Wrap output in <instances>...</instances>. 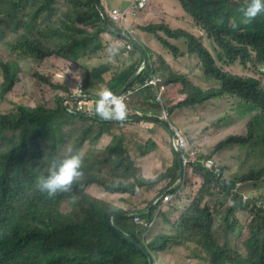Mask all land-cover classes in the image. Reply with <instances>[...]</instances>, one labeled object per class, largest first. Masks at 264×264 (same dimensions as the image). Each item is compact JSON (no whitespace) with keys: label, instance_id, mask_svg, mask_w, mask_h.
<instances>
[{"label":"trees","instance_id":"16d2710c","mask_svg":"<svg viewBox=\"0 0 264 264\" xmlns=\"http://www.w3.org/2000/svg\"><path fill=\"white\" fill-rule=\"evenodd\" d=\"M174 1L197 29L204 31L216 57L199 37L184 28L148 23L140 25V30L154 36L174 57L186 53L196 56L218 86L200 89L187 76L172 72L162 56L157 58L158 65L149 60L122 95L125 118L136 117L139 112L153 119L144 121L155 127L149 132H144L136 121L113 120L117 119L114 115L102 118L96 107L93 113L89 111L93 118H88L84 113L66 109L60 97L56 109L19 104L13 111L0 113V264H149V257L154 258L171 246L187 244L199 247L204 255L198 258L207 264H264V198L246 199L237 192L238 184L264 178V167L241 178L226 179L225 167L214 160L230 148L249 146L256 136L264 152V89L260 81L231 74L218 65H264V13L233 30L230 22L238 20L239 10L247 0ZM108 13L100 0H0V47L6 45L20 51L19 60L42 62L57 57L78 65L80 60L93 59L103 48L102 34H115L113 30L118 29L115 24L119 22L109 18ZM140 13L148 12L144 9ZM182 39L187 51L170 42ZM132 47L124 79L119 72L101 88L91 90L90 86L102 82V76L109 71L107 66H99L87 73L83 92L97 96L105 88L114 94L121 91L142 65V47ZM0 73V97L6 99L19 80L20 62H0ZM154 77L157 83L148 84ZM39 78L44 85L54 84L42 74ZM176 84L183 86L181 98L175 88L170 89ZM66 85L54 89L64 93L68 91ZM158 95H164L166 101H178L161 105L156 100ZM229 96L250 107L247 137L219 135L217 140L222 138L203 152L194 141L190 145L186 141L188 151L195 153V162L183 166L179 154L180 167L171 137L162 124L154 121L161 120L160 114L165 110L184 127L188 122L183 123L182 116L191 111L186 108L220 102L217 99ZM87 102L97 104V100H83V104ZM125 145L127 152L136 154H123ZM67 149L78 150L82 155L83 175L71 192L49 198L36 189V180L46 175L51 160L62 158L59 153ZM208 153L211 154L206 156ZM207 161H212L213 166H207ZM92 169L96 171L89 174ZM181 169L182 176L177 179ZM191 182L197 185L188 191ZM163 187V192L172 196L166 206L181 204L185 199L176 222L170 218L177 209L158 213L163 196L157 197L153 190ZM99 189L112 193L114 198L125 195L128 208L107 209L101 204ZM215 195L224 199L220 202L223 212L205 202L206 197L213 199ZM156 197L157 205L148 212ZM142 203L147 213L138 215L139 219L147 224L160 219L169 226L168 233L146 240L148 227L134 224L133 218L126 215ZM238 212H247L250 218L243 223ZM245 226L248 237L243 251L233 255L230 237L237 231L242 235Z\"/></svg>","mask_w":264,"mask_h":264},{"label":"rangeland","instance_id":"374dc122","mask_svg":"<svg viewBox=\"0 0 264 264\" xmlns=\"http://www.w3.org/2000/svg\"><path fill=\"white\" fill-rule=\"evenodd\" d=\"M153 1L154 2L150 3L149 5L147 4L144 8L148 12L146 15V20L138 17V13V21H130L131 19H128L127 25L122 23L116 24L117 26L122 27V29L120 30L121 33L124 34V36H122L124 39L120 38L119 45L123 43L124 47L119 51L117 50L114 55L109 53L110 48L108 47V43L101 38L100 39L103 48L97 52L96 56L93 59L80 60L78 62V65H74L66 60L57 57L48 58L42 62L35 61L33 59L19 60L18 55L20 51H16L6 45L0 47V62L19 61L21 65V73L18 75L19 80L13 87L12 93L10 94L9 98L4 99L0 97V113L13 111L14 107L19 104H25L26 106H29L31 108L43 107L45 109H56L58 107V97L62 98L63 100L66 96L64 95L65 92L63 93V91H58L54 88L64 87V84H70L72 87H74V83L78 84L80 82H84L87 73L91 72L99 66H107L109 71L107 72V75L102 76V82L96 83L94 86H90L91 90L94 87L101 88L102 83L111 81L119 72H122L124 74L126 67H128L127 58L133 51V47L128 44V42H130L129 39L135 42L136 45H139L140 39H138V37L140 36L142 40H149V43H145L146 47L153 48L155 43H159L161 45V43L154 36L138 30L140 25L144 26L148 23H165L173 28H184L188 30L189 33L199 37L201 39V43H203L204 46L212 52L214 57H216L217 52H215L212 42L208 39L204 31H200V29H197L191 17L185 13V11L179 4H177L174 0ZM118 4H121L120 0H104L101 5L105 8L106 11H112L114 8L118 7ZM151 9H153V12H151ZM134 29H137L138 37L134 34ZM6 40L9 41L10 39L7 38ZM170 42H174V44L177 45L181 50L187 51V45L184 39L178 41L170 40ZM115 48L117 49V47ZM165 50L166 53L161 52L162 48L160 47V50H155L152 56L159 57L157 54H166L170 58L172 57L170 61L176 67V71L185 75L188 73L191 74L190 77L188 76L189 80L193 85L199 87L200 89L205 90L218 86V82L215 80L214 76L206 74L204 68L200 66L196 56L186 53L183 54V56H177L175 59L168 49L165 48ZM155 60L156 58L154 59L153 57V63H155ZM156 63L158 65V61ZM218 65L231 74L241 77H253L259 80L261 83V87L264 89V65H259L256 68H254L252 64H248L246 66L240 65L238 63L235 65L231 64L229 66H226L224 64ZM142 68H144L143 65H141L139 69ZM39 74L44 75L54 84L51 86L42 84V80H40ZM132 78L133 77H131L129 80H131ZM1 82L2 76L0 73V84ZM174 88L176 89V91H178V95L181 98L180 94L183 86L174 85L170 87V89ZM165 101L166 100L164 95H158L157 102H159L161 105L165 104L167 106H170L173 103H176L178 100L175 99L173 102ZM217 101L220 102L212 101L198 107L195 106V108H186V110L191 111L190 114H184L182 116L183 123L188 122L184 127H182L181 123L175 124L177 117L173 114L169 115L168 111L163 110L162 115L160 114V117H163L165 113L168 116L169 121L172 122L174 126L183 134L189 145L192 141H194L196 144L201 143L203 144V148L205 150H209L216 144L217 141H219L223 136L226 135L233 134L242 138L247 137L248 126L250 123V107L245 104H240L239 99L231 96L217 99ZM225 104L226 108H224ZM133 106L135 108L138 107L137 104ZM87 109L91 111L90 107H88ZM130 113L134 114L133 111H130ZM136 115L142 116V114L139 112H137ZM143 122L144 121H141L139 122V124ZM178 122L179 119H177V123ZM218 123H223V126H217ZM144 130L148 131L147 129ZM219 135H222V137L217 140ZM56 138L58 139V133L56 134ZM213 150L214 148L212 149V151ZM211 153H208V155L206 156H209ZM59 154L61 156L68 154V149L64 151V153ZM249 154L252 155L247 158ZM214 160L218 161L223 167H225L226 171L224 173V178H241L247 175V173L251 170L258 171L264 167V152L256 136L254 140L250 141L249 146H237L230 148L228 150V154H219ZM95 171L96 170L92 169L88 173L92 174ZM100 177H102V174H100ZM101 182L102 179L100 183ZM201 183H203V180H201ZM194 185L197 184L191 182L188 191H190V187H193ZM164 190L165 187H163L159 191L158 189H154L153 193L158 197L164 193ZM237 192L243 195V197H245L246 199L250 197L264 198V178L257 182L238 184ZM194 194L195 196L198 194L197 188H195ZM100 200L103 202H101V204L107 209H118L115 204L107 203L101 198ZM223 200L220 195H215L213 199H211L210 197H206L205 202L216 207L218 211L223 212L225 209L221 208L220 206V202H223ZM131 204L133 205V203ZM185 204V199H183L181 204H178L177 202H173L172 204L167 206L163 204L157 206V210L158 213L161 211L162 213H167L171 209H177V211L173 212L170 218L172 222H176L182 211L184 210ZM63 205V209H66L67 201H64ZM147 211H144L143 209H135L126 212V215L130 216V218H133V216L145 214L147 213ZM238 215L240 218L239 220L243 223H245V220H248L247 218H250L247 212H238ZM147 229L148 230L145 234L147 241H150L159 235H163L162 232H169V226L165 223H162L160 219H157L156 222H153L152 226ZM237 229L239 230L240 228ZM241 230L242 235L239 236L237 231L230 237V243L232 245L231 251L233 255L242 253L244 241L248 237V229L246 228V226ZM201 255H204V253L201 252L200 248L194 244H187L184 246L176 247L171 246L167 251L155 254L153 263L207 264L203 261V259L198 258Z\"/></svg>","mask_w":264,"mask_h":264},{"label":"clouds","instance_id":"9594fccd","mask_svg":"<svg viewBox=\"0 0 264 264\" xmlns=\"http://www.w3.org/2000/svg\"><path fill=\"white\" fill-rule=\"evenodd\" d=\"M261 13H264V0H247L246 5L239 10L238 20H232L230 26L235 30L241 24H250ZM129 44L131 43L129 42ZM116 51L117 49L115 47L109 49V53L112 55ZM37 108L41 107L34 109ZM96 111L98 115L105 119L111 118L114 115L117 119L123 120L126 116L123 102L111 90L106 88L101 89L97 94ZM82 164L83 158L80 152L69 149L67 155L51 160L47 174L37 178L36 189L49 198L55 197L60 193L71 192L74 184L83 175Z\"/></svg>","mask_w":264,"mask_h":264},{"label":"crops","instance_id":"0c3cea01","mask_svg":"<svg viewBox=\"0 0 264 264\" xmlns=\"http://www.w3.org/2000/svg\"><path fill=\"white\" fill-rule=\"evenodd\" d=\"M101 1V4H102V2L104 1V0H100ZM121 1V4L119 5L118 4V7H116V8H114V9H121V8H126V7H128V6H130L131 5V2H133L134 0H120ZM150 1V3H152V2H154L153 0H149ZM149 3V4H150ZM148 4V5H149ZM139 13V12H138ZM137 13V14H138ZM138 15H140V18L142 17H146V15H147V13H139ZM128 19H131L130 21H138V18H137V16L136 17H131V18H126L125 20H124V24L125 25H127V22H128ZM116 25V24H115ZM117 26V25H116ZM118 27V29H114L113 31H114V33L115 34H108V33H105V34H102L101 35V38L103 39V40H105L107 43H108V47L109 48H113V47H117V50L119 51V50H121L123 47H124V44L122 43L121 45H119V43H120V38H122V39H124L122 36H124V34H122L121 33V30L120 29H122V27L121 26H117ZM138 30H140V28H138ZM134 31V34L138 37V33H137V29H134L133 30ZM141 31V30H140ZM143 33H144V31H143ZM138 39H140V43H139V46H141L142 47V49L146 52H144L143 50H142V65L144 66V68H145V64H147L148 63V61L150 60V61H152V59L153 58H150V57H154V59L156 58V60H155V62H157V58L158 57H156V56H152L153 55V53H154V51L155 50H160V47L162 48V51L161 52H165L166 53V50H165V48L162 46V45H160L159 43H155L154 44V47L153 48H151V47H146L145 46V43L146 42H148L149 40H142L141 39V37L139 36L138 37ZM149 43V42H148ZM169 50V49H168ZM170 51V50H169ZM171 52V51H170ZM172 54V53H171ZM158 56H163V58L166 60V62H167V64L170 66V69H171V71L172 72H174V73H176V74H181V73H179L178 71H176V67L171 63V58L168 56V55H166V54H157ZM174 57V56H173ZM175 59H176V57H174ZM127 61H129L128 59H127ZM153 62V61H152ZM144 68H142V70L144 69ZM139 74V73H138ZM181 75H185V74H181ZM185 76H187V78H188V76L190 77L191 76V74H186ZM124 74L123 73H121V78L122 79H124ZM155 79L154 80H156V83H157V81H158V79L156 78V77H154ZM189 79V78H188ZM79 80V79H78ZM83 83L84 82H80V83H74L73 85H75L74 87H72L70 84H67L66 86H67V88H68V91L67 92H65V94H66V97H69V98H76L77 97V95H76V89L78 88V85H80V86H83ZM154 85V84H153ZM177 85V84H176ZM174 86V85H173ZM82 89H83V91H84V88L82 87ZM84 93V92H83ZM83 97L84 98H81V100H83V99H87V100H95L93 97H95V98H97V96H95V95H93V94H87V95H83ZM158 98V97H157ZM156 98V99H157ZM96 103H93V102H87V103H82V109H81V112L82 113H86V111H87V108L88 107H90L91 108V113H93V108L94 107H96ZM129 118V117H128ZM122 121H129V120H122ZM180 123V121L178 122V124ZM139 127L142 129V130H144V129H147L148 130V132H149V130H150V128H153V130H155V127L153 126V124H150V123H140L139 124ZM138 127V128H139ZM139 128V129H140ZM144 132H147V131H145L144 130ZM168 133V132H167ZM168 135H169V133H168ZM170 136V135H169ZM197 145H198V147H200L201 148V152H203L204 151V148H203V144H201V143H197ZM174 152V151H173ZM123 154H136L135 152H127V147H126V145H125V147H124V153ZM228 154V153H227ZM114 195L112 194V193H109V192H103L101 189H99V198H101L103 201H106L107 203H111V204H115V206H117L118 208H121L122 210H124V208H125V206H126V208H128V204H127V198H126V196L125 195H120L119 197H117V198H114L113 197ZM140 205H142V206H140V208L139 209H143V207H144V205H143V203L142 204H140ZM165 206H166V204H165ZM125 208V209H126Z\"/></svg>","mask_w":264,"mask_h":264},{"label":"built area","instance_id":"2783aa9c","mask_svg":"<svg viewBox=\"0 0 264 264\" xmlns=\"http://www.w3.org/2000/svg\"><path fill=\"white\" fill-rule=\"evenodd\" d=\"M148 3L149 0H134L127 9H113L112 11H109L108 16L112 20L124 24V20L126 18L136 17L137 13L138 12L140 13ZM148 84L155 85L156 80H151L148 82ZM83 94L84 93L82 86L78 85V88L76 89V95L81 96ZM119 98L123 102L122 95L119 96ZM83 100H87V99H83ZM83 100H81V98L76 99V98L65 97L63 100V105L68 110H72L74 112H81ZM87 111L88 112L84 114L90 115L88 109ZM161 121L163 122L166 121L167 126L170 129V132L172 134V136H170L172 139V147L174 146L177 148L178 153L181 156L183 166H186L189 162H195V153L188 151L186 138L177 128L173 126V124L169 121L168 116L165 113L163 117H161ZM205 164L210 167L213 166L212 161H207ZM171 199L172 196L165 193L162 198V203L167 204L168 202L171 201ZM133 222L136 225H144L148 228L152 226V224L143 223L141 219H139L138 215L133 216ZM153 264H161V263L155 262Z\"/></svg>","mask_w":264,"mask_h":264},{"label":"water","instance_id":"95a60500","mask_svg":"<svg viewBox=\"0 0 264 264\" xmlns=\"http://www.w3.org/2000/svg\"><path fill=\"white\" fill-rule=\"evenodd\" d=\"M95 1H96V3H99V0H95ZM129 41H130V43H131L132 45H136V43L133 42L132 40L129 39ZM136 46H137V45H136ZM141 70H142V69H139V71L133 76V78H132L131 80H129V81L123 86V89H122L121 91L117 92L115 95H117L118 97L121 96V95H123V92L126 91V89H127L132 83H133V81L137 78L138 73H139ZM78 98H84V97H83V95H81V96H77V97H76V99H78ZM93 98H94L95 100H97V98H95V97H93ZM84 115H85L86 117H88V118H93V117L90 116V115H87V114H84ZM94 119H95V118H94ZM113 120L122 121V120H120V119H113ZM113 120H101V121H113ZM123 120L136 121V122H141V121H150V122H152V121H153V119H151V118H149V117L141 116V115H138V116H136V117L125 118V119H123ZM159 121H161V120H155L154 122H157V123L162 124V126L167 130V132L169 133V135L172 136V134H171V132H170V129H169L168 126H167V123H165V122H163V121H161V122H159ZM172 149H173V151H174V153H175V155H176L177 160L179 161V164L181 165V160H180V156H179V153H178L177 148L173 146ZM181 166H182V165H181ZM181 176H182V169H181V172L179 173L177 179H179ZM164 193H166V192H164ZM162 196H164V194L160 195L159 198H161ZM157 203H158V199H156V201H154V202L150 205L148 212H150V210H151L154 206H156ZM130 239H131V238H130ZM142 250L145 251L143 247H142ZM149 264H153V258H152V257H149Z\"/></svg>","mask_w":264,"mask_h":264}]
</instances>
